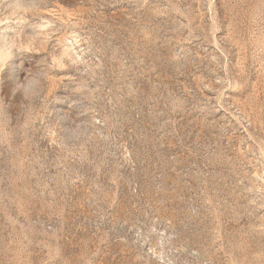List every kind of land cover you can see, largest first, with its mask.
I'll use <instances>...</instances> for the list:
<instances>
[{
    "label": "rangeland",
    "instance_id": "374dc122",
    "mask_svg": "<svg viewBox=\"0 0 264 264\" xmlns=\"http://www.w3.org/2000/svg\"><path fill=\"white\" fill-rule=\"evenodd\" d=\"M0 264H264V0H0Z\"/></svg>",
    "mask_w": 264,
    "mask_h": 264
},
{
    "label": "clouds",
    "instance_id": "9594fccd",
    "mask_svg": "<svg viewBox=\"0 0 264 264\" xmlns=\"http://www.w3.org/2000/svg\"><path fill=\"white\" fill-rule=\"evenodd\" d=\"M16 89L18 91H20L21 94H24L25 93V89H26V83L25 84H17L16 85ZM68 138L72 139V140L76 139V137L72 134L71 131L69 132V137Z\"/></svg>",
    "mask_w": 264,
    "mask_h": 264
}]
</instances>
